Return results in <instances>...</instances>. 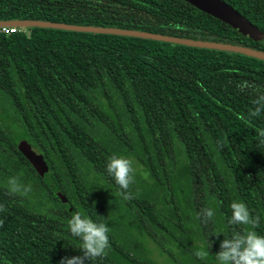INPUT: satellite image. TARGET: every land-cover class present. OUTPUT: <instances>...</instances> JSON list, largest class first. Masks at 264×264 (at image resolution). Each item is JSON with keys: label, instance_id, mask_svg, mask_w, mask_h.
Returning <instances> with one entry per match:
<instances>
[{"label": "trees", "instance_id": "1", "mask_svg": "<svg viewBox=\"0 0 264 264\" xmlns=\"http://www.w3.org/2000/svg\"><path fill=\"white\" fill-rule=\"evenodd\" d=\"M223 1L261 38L184 0H0V20L264 52V0ZM17 27L0 32V264L82 255L67 227L75 212L109 228L107 254L85 264H218L220 242L248 227L229 223L233 201L259 217L254 230L264 236V111L249 115L264 95V60L137 36ZM21 139L42 156L43 174L17 149ZM113 154L133 161L129 199L107 173ZM12 176L31 186L26 196L9 195ZM202 208L214 217L204 222ZM152 249L166 259L155 260ZM200 250L209 252L203 260Z\"/></svg>", "mask_w": 264, "mask_h": 264}, {"label": "clouds", "instance_id": "2", "mask_svg": "<svg viewBox=\"0 0 264 264\" xmlns=\"http://www.w3.org/2000/svg\"><path fill=\"white\" fill-rule=\"evenodd\" d=\"M247 86L246 81L239 85L241 88ZM254 104L258 107L249 113L250 116H258L264 111V95H260ZM240 118L243 119V117ZM258 134L264 138V130H259ZM106 170L119 188L123 190L121 195L124 199L131 198V194L127 190L134 182L133 161L127 157L113 154L107 158ZM7 190L9 195L26 196L31 191V186L22 184L19 176H12L7 181ZM230 209L229 223L248 227L234 232L230 238L226 237L220 242V251L215 254L216 261L218 264H264V236L258 235L254 230L259 223V217L253 218L243 202L233 201L230 204ZM0 211H3V205H0ZM198 215L203 218L204 222H207L214 217L215 213L211 208H202ZM67 227L71 236L80 241L79 251L82 252V255L72 258L63 257L59 264H85V261L94 260L107 254V250L110 248L109 228L105 223L94 222L87 215L75 212L68 219ZM215 235H220V233ZM195 254L203 260L209 255V252L200 250Z\"/></svg>", "mask_w": 264, "mask_h": 264}, {"label": "water", "instance_id": "3", "mask_svg": "<svg viewBox=\"0 0 264 264\" xmlns=\"http://www.w3.org/2000/svg\"><path fill=\"white\" fill-rule=\"evenodd\" d=\"M196 7L197 9L207 13L219 20L227 23L237 31L242 34H247L251 39L258 40L261 38V31L257 29L256 26L251 24L247 19H245L241 14H239L234 8L229 6L223 0H184ZM0 26H37V27H48L55 29L73 30V31H84V32H100V33H110L126 36H137L142 38L155 39L160 41H166L171 43H177L188 46H197L212 48L225 51H233L246 55H250L259 59L264 60V52L250 49L240 45H234L229 43L203 41L195 39H186L180 37H173L168 35L148 33L129 29H120L113 27H101V26H91V25H74L66 24L53 21H40V20H27V19H12V20H0ZM17 149L25 157V159L30 163V165L35 169V171L41 175L47 170V166L42 159V156L35 152L30 145L23 139L17 142ZM61 201H65V198L56 193Z\"/></svg>", "mask_w": 264, "mask_h": 264}, {"label": "built area", "instance_id": "4", "mask_svg": "<svg viewBox=\"0 0 264 264\" xmlns=\"http://www.w3.org/2000/svg\"><path fill=\"white\" fill-rule=\"evenodd\" d=\"M19 30V27L17 26H0V32H3V33H10V32H14V31H18Z\"/></svg>", "mask_w": 264, "mask_h": 264}, {"label": "rangeland", "instance_id": "5", "mask_svg": "<svg viewBox=\"0 0 264 264\" xmlns=\"http://www.w3.org/2000/svg\"><path fill=\"white\" fill-rule=\"evenodd\" d=\"M151 251H152V257H153L155 260H157V261H159V262H163V260L166 259V256H165V255H160V254H158L156 249H152Z\"/></svg>", "mask_w": 264, "mask_h": 264}]
</instances>
